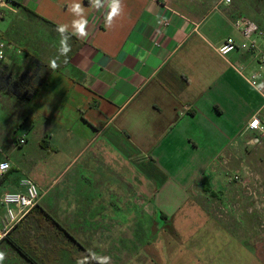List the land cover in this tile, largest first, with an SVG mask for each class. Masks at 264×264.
Returning a JSON list of instances; mask_svg holds the SVG:
<instances>
[{"label": "crops", "instance_id": "crops-1", "mask_svg": "<svg viewBox=\"0 0 264 264\" xmlns=\"http://www.w3.org/2000/svg\"><path fill=\"white\" fill-rule=\"evenodd\" d=\"M2 1V18L16 12ZM118 2L110 23L111 0L15 3L75 38L46 29L57 64L17 125L19 141L26 135L18 148L37 133L40 153L26 171L8 159L0 216L2 194L23 192L20 181L29 177L39 204L60 219L59 203L63 226L88 251L93 238L103 264H264V231L240 221L242 211L230 206L233 187L221 180L229 170L238 174L231 165L248 148L264 144V135L248 129L254 116L264 120V102L245 80L264 66L250 52L217 51L228 38L242 40L233 27L238 18L264 30V0ZM81 21L86 38L77 37ZM62 40L71 49L66 56ZM129 203L139 206L133 218Z\"/></svg>", "mask_w": 264, "mask_h": 264}, {"label": "rangeland", "instance_id": "rangeland-1", "mask_svg": "<svg viewBox=\"0 0 264 264\" xmlns=\"http://www.w3.org/2000/svg\"><path fill=\"white\" fill-rule=\"evenodd\" d=\"M21 1L22 0H11L9 4L8 1L6 2V5L12 7L13 10H16V12L5 10V12H3V18L0 21V33L4 32V36H2V38H4L9 45L8 61L0 63V65H7L10 67V69L13 68L16 71V69L22 66L24 61V53L22 52L20 46H26L27 48L30 47L35 49L38 57L42 58V60L50 66L52 61L54 62V59L51 58L53 47L48 45L46 39L44 40L43 38H38V33H40V31H42L43 34H47L46 28L43 26L40 27L41 25L31 21L30 17L25 11L17 9L18 7L15 5V3ZM30 52L36 55L33 50ZM59 54H61V52ZM54 63L57 64V62ZM0 105L2 106V112L0 116V146L5 149L4 152L0 149V152L4 157H7V159H12L17 162L19 166H22V168L26 171L31 165H34V161L32 164L29 162L32 159H38L37 153H40L38 145L40 139L37 138V133L32 134L29 143L18 148L19 137L21 135L22 129L21 127H17V125L20 122H23L25 105L15 98L9 97L2 92H0ZM9 147L11 148V151H9ZM56 155L57 154L54 153L48 158H54ZM46 158L47 156L43 159ZM58 158H61V156L58 155ZM231 166L233 169H239L238 175L243 180L242 182L235 181L233 179L235 175L231 170L227 171L224 177L221 179L228 181L229 186L233 187L230 190V196L232 198L230 206H234L235 210L233 209L234 211H232L236 212L237 215L238 211H242L240 213V217L244 218H240V221H245V226H253V224H256L257 226L258 224L261 230L264 231V144L260 145L259 147L254 146L248 148L242 161H237ZM59 174L60 172L57 174V176ZM50 176H52L51 178L56 177V171L52 172ZM129 195L135 196L137 195V191L134 188H129ZM40 203L45 205L44 200H41ZM137 206L138 205L129 203V216L132 218L133 215L136 214L135 208ZM55 207L57 208L58 212H60V219L57 220L63 225L64 219L67 217L64 214L65 210L62 209V206L59 203L56 204ZM215 212H223L219 204L215 205ZM70 221L77 226L80 223L78 218L74 220L72 217ZM234 221H236L235 224H238L236 219ZM32 223L33 221H30V223L28 222L22 227L17 226L12 233V238L14 239L15 243L21 247L27 253V255H29V259L25 260L21 258L17 255L14 249L7 248L5 245H1L0 251L5 253L3 264H33L30 259H35L38 263H41L42 261L45 262L48 260V254L52 252L55 246L63 244L69 247L56 253L51 262H42V264H95L78 254L75 244L68 240V238L60 236L58 233L40 236L38 235L39 230H37ZM134 223V219H129V235L132 234ZM72 236H74L79 243L83 244L78 240L79 235L74 234ZM79 238H81V236H79ZM83 239L84 237L82 236V240ZM93 241V238L91 239V242L88 240V247L94 256H98L99 253H96L93 250ZM99 260L102 262L104 261V258L100 257ZM108 263L110 264L112 262L108 261Z\"/></svg>", "mask_w": 264, "mask_h": 264}, {"label": "built area", "instance_id": "built-area-1", "mask_svg": "<svg viewBox=\"0 0 264 264\" xmlns=\"http://www.w3.org/2000/svg\"><path fill=\"white\" fill-rule=\"evenodd\" d=\"M224 3L230 4L231 0H224ZM3 7V1L0 0V21L2 19L1 9ZM233 27L239 33L242 40L238 42L232 37L226 39L218 47V53L222 57H227L236 51L250 52L259 59L261 66H264V50L261 48L262 43H264V30L255 22L245 18L236 19ZM8 54L9 45L0 37V63L8 61ZM245 80L262 97L264 102V69L254 72L250 76H245ZM248 129L264 135V120L259 116H254L248 124ZM19 142L20 145L26 144V135L21 137ZM11 169V162L0 152V182ZM233 179L239 182L243 181L238 174ZM20 186L24 188L23 192L6 191L1 196L4 212L0 216V242L9 237L30 211L39 204L40 190L34 180L25 177L20 181Z\"/></svg>", "mask_w": 264, "mask_h": 264}, {"label": "trees", "instance_id": "trees-1", "mask_svg": "<svg viewBox=\"0 0 264 264\" xmlns=\"http://www.w3.org/2000/svg\"><path fill=\"white\" fill-rule=\"evenodd\" d=\"M25 11L30 17L31 21H34L38 23V25H41L40 27L43 26L46 29L49 27L51 31H55L57 34L65 36L69 40H73L75 38L65 31L63 33H59L57 31L58 27L56 25L45 20L35 12L30 10ZM38 36L45 40L46 33L43 34L42 31H40V33H38ZM3 40L5 39L3 38ZM20 47L22 52L24 53V61L21 67H19L15 71L13 68L10 69V67H8L7 65H0V92L9 97L15 98L23 104H26L33 98V96L37 92L40 91L53 68L47 65V63L44 62L42 58L38 57L37 53L36 55H34L28 50L24 49L22 46ZM46 143V140H43L41 146L45 148ZM10 171L0 183H2L8 177ZM30 221H33L32 224L36 227L37 230H39L38 235L44 236L48 234L58 233L60 236H64L68 238V240H70L72 243H74L76 251L82 257H85L88 261L95 264H103L94 256V254L88 251L84 245L79 243L75 239V237L72 236L71 233L57 220V218L54 217L52 213L45 210L40 204H37L35 208L30 211L27 217L18 226L22 227L24 224H27L28 222L30 223ZM1 245H5L7 248L14 249L19 257L25 260L29 259V255H27V253L15 243L14 239L12 238V234L1 241L0 246ZM67 247L69 246H66L65 244L56 245L52 252L48 254V260L42 262H51L56 253L63 249H67ZM30 260L33 264H42V262L38 263L35 259Z\"/></svg>", "mask_w": 264, "mask_h": 264}, {"label": "clouds", "instance_id": "clouds-1", "mask_svg": "<svg viewBox=\"0 0 264 264\" xmlns=\"http://www.w3.org/2000/svg\"><path fill=\"white\" fill-rule=\"evenodd\" d=\"M99 2V0H97V3ZM110 11L108 12V15H107V22L110 23L111 22V19L113 16L117 15V13L119 12V2L118 0H111V4H110ZM74 11L76 12H79L80 11V5L77 4L74 9ZM86 21H81V22H77L75 24V27H76V31H77V37H87V33L85 32V26H86ZM65 25H60L58 26L57 28V31L59 33H63L65 31ZM70 46H67L64 41L62 40L61 41V48H60V52L62 55H67V53L70 51ZM52 67L55 68L56 67V64L53 62L52 64ZM5 259V253L0 251V264H3V261Z\"/></svg>", "mask_w": 264, "mask_h": 264}]
</instances>
